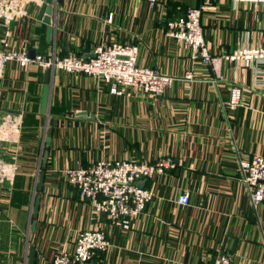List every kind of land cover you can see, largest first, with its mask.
<instances>
[{
	"label": "crops",
	"instance_id": "obj_1",
	"mask_svg": "<svg viewBox=\"0 0 264 264\" xmlns=\"http://www.w3.org/2000/svg\"><path fill=\"white\" fill-rule=\"evenodd\" d=\"M43 2L14 0L11 21L4 24L0 18V35L6 27L11 33L10 48L87 57L98 42H134L138 62L175 79L158 96L131 87L117 95L92 76L54 69L43 114L45 69L35 62H6L0 114H22L24 135H34L28 144L35 150L22 141L0 142V161L16 165L12 182H0V264H25L29 245L36 249L34 264H49L88 227L103 230L111 246L86 264H198L221 252L228 254L229 264H264V199L251 204L238 170L240 160L264 155V73L256 72L257 66L216 62L238 45L264 43V2L53 0L50 41L47 24L37 18ZM199 5L203 36L216 64L192 60L189 48L166 34V21ZM217 72L224 75L219 85ZM232 84L242 93L240 104L231 108ZM166 155L181 164L140 182L155 195L128 229L95 214L63 174L67 167H87L99 158L149 162ZM41 169L44 180L37 191ZM180 192L189 194L185 206L177 203Z\"/></svg>",
	"mask_w": 264,
	"mask_h": 264
},
{
	"label": "built area",
	"instance_id": "obj_2",
	"mask_svg": "<svg viewBox=\"0 0 264 264\" xmlns=\"http://www.w3.org/2000/svg\"><path fill=\"white\" fill-rule=\"evenodd\" d=\"M152 4L156 0H135ZM261 1L264 0H231ZM14 0H0V18L4 24L12 19ZM202 5L190 6L174 20L166 21V34L178 43L189 48L192 60L201 58L204 62H212L203 36L201 25ZM11 33L5 28L0 35V78L2 67L6 62L15 60L21 66L35 62L41 68L59 69L69 73H83L92 76L97 82H104L112 94L120 95L125 87L138 89L141 92L158 96L172 85L175 76L161 73L156 69L138 62V45L134 42L118 41L98 42L91 55L84 57L75 53L58 55L53 51L45 55L34 54L32 57L26 49L10 48ZM221 60L240 64L244 67L257 66L256 72L264 73V43L256 45L241 44L229 52L217 57ZM218 64V63H217ZM186 76L190 74L187 72ZM215 84L224 79L217 72ZM241 87L230 86L228 106L240 104ZM22 114L5 112L0 114V142L17 144L21 128ZM181 164L172 156H160L152 161L135 159H95L87 167H67L64 169L65 181L74 186L82 199L88 201L95 214H105L111 224L128 229L133 219L144 209L155 195L154 191L141 185L143 179L174 170ZM238 170L241 180L247 187L251 204L257 206L264 199V155L252 154L240 160ZM16 174L14 162L0 161V182H12ZM189 194L180 192L177 203L187 205ZM111 244L105 232L99 228L88 227L79 230L70 250H61L53 256L49 264H86L98 252H105ZM226 253H218L212 261L198 264H229Z\"/></svg>",
	"mask_w": 264,
	"mask_h": 264
},
{
	"label": "water",
	"instance_id": "obj_3",
	"mask_svg": "<svg viewBox=\"0 0 264 264\" xmlns=\"http://www.w3.org/2000/svg\"><path fill=\"white\" fill-rule=\"evenodd\" d=\"M61 1V0H60ZM52 2L53 0H44L43 4L40 6L37 18L42 20L47 24V32H46V38L47 41H50L51 38V14H52ZM34 50L31 49L29 51V56L34 55ZM52 70L50 68H45L44 70V75H43V87L41 91V98H40V112L45 114L47 110V103H48V95H49V80L51 76ZM53 118L50 117L47 119L46 123V133H45V138H44V143L46 145L50 144V138L52 135V127H53ZM45 156V155H44ZM44 180V170H40L38 174V179L36 183V190L41 191L42 190V184ZM38 205H39V197H34L33 203H32V210H31V226L30 230L33 232L36 224V217L38 213ZM35 254H36V249L33 245H29L28 250H27V255H26V263L25 264H34L35 263ZM91 264V263H90Z\"/></svg>",
	"mask_w": 264,
	"mask_h": 264
},
{
	"label": "trees",
	"instance_id": "obj_4",
	"mask_svg": "<svg viewBox=\"0 0 264 264\" xmlns=\"http://www.w3.org/2000/svg\"><path fill=\"white\" fill-rule=\"evenodd\" d=\"M23 125H24V119H23V117H22V121H21V128H20V133H19V139H18V143H21V141H22V143H25V144H27V150H32V151H34L35 149L34 148H31V147H29V141H31V140H34L35 138H34V135L31 133V132H29L28 131V133L27 134H25L24 135V132H23ZM33 127V126H32ZM24 140H26V141H24ZM3 247H4V245H3ZM5 247H6V245H5ZM0 262H1V260H0Z\"/></svg>",
	"mask_w": 264,
	"mask_h": 264
}]
</instances>
